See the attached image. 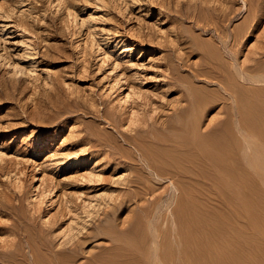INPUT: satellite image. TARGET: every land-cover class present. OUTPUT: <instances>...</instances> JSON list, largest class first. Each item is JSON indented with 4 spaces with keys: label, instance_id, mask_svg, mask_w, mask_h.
Masks as SVG:
<instances>
[{
    "label": "rangeland",
    "instance_id": "1",
    "mask_svg": "<svg viewBox=\"0 0 264 264\" xmlns=\"http://www.w3.org/2000/svg\"><path fill=\"white\" fill-rule=\"evenodd\" d=\"M221 51L233 70L264 69V0H0V264H32L33 248L75 264H150L144 243L124 245L142 208L157 218L168 204L170 264H264V172L246 166L229 119L241 116L214 92L202 130L234 139L233 167L185 165L178 191L154 178L148 204L138 200V144L186 156L170 126L191 93L209 91ZM253 87L254 154L264 82Z\"/></svg>",
    "mask_w": 264,
    "mask_h": 264
},
{
    "label": "bare ground",
    "instance_id": "2",
    "mask_svg": "<svg viewBox=\"0 0 264 264\" xmlns=\"http://www.w3.org/2000/svg\"><path fill=\"white\" fill-rule=\"evenodd\" d=\"M249 26L248 24V27ZM233 37H235L234 41L236 44L242 36L236 34ZM208 51L214 52L213 50ZM213 59L216 62H220V64L218 66L212 64L211 68L216 70V76L205 78L204 87L208 88L209 91H207L206 95L201 99H197L194 94L191 93L189 96V103L187 104L188 107L177 114L176 122L170 126V130L181 131L183 135L175 140H171L170 146L177 153L186 152V156L180 158L176 154H173L171 157L170 154L168 160L165 158L162 159L150 147H146L143 143L138 144L137 151H139L140 161H142V164L144 163L143 165L147 171L146 174L142 173V177H140L142 179L141 182L144 184H142L141 187L143 192L140 193L139 196L137 194L139 202H147L148 204L145 196L154 178L165 179L169 177L172 189L178 191L180 183H183L186 179L185 175L182 173L185 165H190L196 173L200 172V170L205 167L206 163H213L215 166L219 167L230 165L231 167H227V169L233 167V162H235L234 153L237 145L234 139L228 140L224 136L207 139L209 134L204 133L202 130V118L211 103L208 94L213 92L220 96V99L229 101L231 107H235L241 116L239 122L232 116H229V119H231L230 126L232 129L237 130V128L240 127L239 129L242 131V151L246 166L250 169L255 168L259 172H264V152L256 151V153L253 154V143L250 140L253 120L251 119L252 114L249 113L251 110L250 103L245 97V93L255 89L253 83L264 82V69L260 68L255 72H252V70L247 72L233 70V61L231 62V58L226 56L222 51L219 55L214 56ZM214 85V90L209 88V86ZM141 182L139 183L141 184ZM178 198L179 194L175 198L176 203ZM138 200H135V203H138ZM158 209L155 206L141 209L142 217H140V221L136 226L137 228H135V231L131 234L132 240L134 239L135 243H130V241L128 243L125 242L124 246L125 249L127 247L130 251H138L140 250V246L144 243L143 247L146 248V256L150 264H170V218L172 216V210H170V204H168L162 212H159L158 217L154 218ZM122 225H124V223H122ZM141 229L142 231L144 230L143 233ZM126 233H129V231L122 229V227L115 226L111 228L109 234L120 237L122 234L124 235ZM119 248L124 249L122 246ZM38 249H40V247H38ZM32 251V264H75L71 255L66 256L61 252H55L53 255L43 253L44 255L41 257L38 255L41 251L38 250L39 253H36L34 248ZM44 257H47V259ZM108 264H117V261H112Z\"/></svg>",
    "mask_w": 264,
    "mask_h": 264
}]
</instances>
